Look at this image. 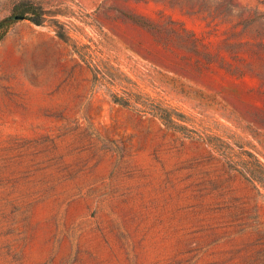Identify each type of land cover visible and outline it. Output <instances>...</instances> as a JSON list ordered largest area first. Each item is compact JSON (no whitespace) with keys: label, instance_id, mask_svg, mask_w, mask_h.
I'll use <instances>...</instances> for the list:
<instances>
[{"label":"rangeland","instance_id":"1","mask_svg":"<svg viewBox=\"0 0 264 264\" xmlns=\"http://www.w3.org/2000/svg\"><path fill=\"white\" fill-rule=\"evenodd\" d=\"M0 25V264H264V0H0Z\"/></svg>","mask_w":264,"mask_h":264},{"label":"trees","instance_id":"2","mask_svg":"<svg viewBox=\"0 0 264 264\" xmlns=\"http://www.w3.org/2000/svg\"><path fill=\"white\" fill-rule=\"evenodd\" d=\"M30 14L33 17H40V14L36 10H33L32 12H30ZM34 23L39 24L38 21H34ZM1 28H2V25H0V30H1ZM2 37H3V34L0 35V40ZM127 82H129V81H127ZM112 101H113V103H115L119 106H122V107L129 106L126 99L123 100L121 98H114ZM140 104L143 106L144 110H147L148 112H150L149 114L152 117L160 118V120H162L164 122L166 127L170 128L172 130H174L176 128V126H178L174 121L171 120L172 117H174L178 121L185 120L183 115L178 114V113H174V112L167 110V109H162L158 104L154 103L149 98H145L142 101V103H140Z\"/></svg>","mask_w":264,"mask_h":264},{"label":"water","instance_id":"3","mask_svg":"<svg viewBox=\"0 0 264 264\" xmlns=\"http://www.w3.org/2000/svg\"><path fill=\"white\" fill-rule=\"evenodd\" d=\"M22 18H23V16H14L15 20H19V19H22Z\"/></svg>","mask_w":264,"mask_h":264}]
</instances>
